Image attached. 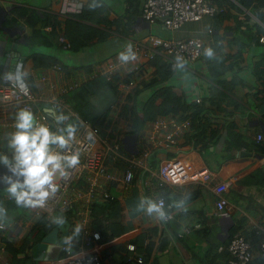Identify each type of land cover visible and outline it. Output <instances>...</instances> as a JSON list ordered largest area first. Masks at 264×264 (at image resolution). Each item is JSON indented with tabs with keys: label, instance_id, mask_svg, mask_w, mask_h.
<instances>
[{
	"label": "crops",
	"instance_id": "0c3cea01",
	"mask_svg": "<svg viewBox=\"0 0 264 264\" xmlns=\"http://www.w3.org/2000/svg\"><path fill=\"white\" fill-rule=\"evenodd\" d=\"M77 1L82 4L79 11L68 9L61 15L62 0H0V78L9 58L7 76L9 72L14 75L15 66L21 63L24 81L29 74L34 77V90L47 92V82L40 81L42 73L55 75L60 85L76 86L107 62L118 59L129 43L133 51L134 43L151 33L176 39L199 36L203 41L201 53L192 66L172 69L164 56L158 55L161 62L140 58L123 63L119 69L120 76L134 79L136 85L129 92L118 90L110 113L113 120L110 135L119 142V155H109L106 161L110 168L122 171L126 158L142 159L134 167L130 183L109 185L116 195L113 202L95 198L90 203L88 226L101 230L97 243L107 264H225L230 257L226 242L235 226V232L250 242L254 258L260 257L259 244L264 239L261 233L264 231V42L259 37L264 35V21L249 8L232 7L230 1L237 0H230L222 4L226 7L223 17L205 15L194 21L193 27L174 34L180 28L172 31L162 20L149 23L143 19L145 0ZM87 6L89 19L78 20L73 16ZM26 17L33 20L55 17L59 21L56 37L50 41L46 35L50 24L38 27V36L32 37L34 28L28 26ZM66 18L81 23L69 24ZM165 30L169 36L162 33ZM61 34L68 41V48L59 40ZM69 37L76 45L86 43L85 47L72 51ZM48 42L54 45H45ZM52 48L61 51L54 54ZM208 49L211 57L206 55ZM37 51L53 53L57 60L67 64V69L56 73L53 67L35 69L31 54ZM163 67L170 69L164 78ZM136 87L140 118L143 104L146 103L151 114L153 107L149 100L159 105L170 94L180 96V106L185 103L188 109L165 115L154 112L153 118L139 120L135 125L131 117L121 115L120 109ZM16 112L0 102V152L8 151L9 123L14 121ZM190 114L200 118L203 125L190 126L186 120ZM174 127L179 131L166 138ZM199 129L204 130L202 142L196 137ZM173 158H181L195 169L206 168L207 181L176 184L161 181L157 172L159 163ZM5 173L11 175L0 167V177ZM218 182H226L229 189L222 210L215 205L214 185ZM5 188L0 179V206L7 210V215L0 219L4 223V229L0 230V264H68L71 255L63 246L56 258H36L40 255L36 244L55 227L50 224L51 217L66 210L44 216L37 214L36 209L18 208ZM142 196L155 201L158 196L164 197L166 222L132 211ZM181 200L186 201L187 212L174 206ZM66 221L69 226L79 223L76 203L71 206L70 220ZM70 232L68 227L67 235ZM61 235L59 230L57 237ZM83 241H73L72 253L87 255L95 250L94 243ZM130 242L136 245L134 253L127 249ZM138 256L142 263L137 262Z\"/></svg>",
	"mask_w": 264,
	"mask_h": 264
},
{
	"label": "built area",
	"instance_id": "2783aa9c",
	"mask_svg": "<svg viewBox=\"0 0 264 264\" xmlns=\"http://www.w3.org/2000/svg\"><path fill=\"white\" fill-rule=\"evenodd\" d=\"M82 7L81 2L77 0H62L60 14L64 15L68 9L79 11ZM223 10L211 0H145L142 5L141 15L149 23H154L161 18L167 29L174 30L182 26L185 22L198 21L205 15H213L217 11ZM264 12V6L262 7ZM211 32V29L209 30ZM59 40L63 43L64 48L69 47L68 41L61 34ZM259 41L264 42V35L259 37ZM203 46L202 38L192 36L188 38H165L158 34L151 33L143 40L136 41L133 45V52L137 58L154 59L157 55H163L172 69L182 65L184 67L192 66L193 62L199 57ZM179 58V59H178ZM123 63L118 59L107 62L95 75L103 74L107 79H111L115 73L119 72ZM54 72L61 70L59 65H55ZM2 76L0 78V102L5 107L18 111L20 108H30L38 120L54 127V121L45 111L47 107L58 106L57 111L62 110L65 114H70L72 120L70 122L78 123L79 130L77 133L74 148L81 153L80 164L69 170L67 178H58L60 185L57 194L51 198L47 205L43 208H36L39 215L49 216L55 211H65L73 205L77 204L78 222L84 225L83 239L85 243H94L96 247L93 252L87 255L72 253L68 264H107L105 257L100 253L98 241L100 233L97 230L90 229L88 221L90 218V203L95 199L113 200L116 195L109 189V185L117 183H130L133 178V169L141 162V159L126 158V167L122 171H117L109 167L106 158L109 155H119V142L112 139L109 135L110 130L103 134L97 126L91 125L88 120L78 116L74 111L69 109L65 103L63 94L71 87L60 85L56 76L49 77L46 73L40 75V81L46 83L47 92L40 90H32L26 83L27 91H20L14 87L12 81ZM136 85L134 79H119L117 89L121 92H129ZM197 101L200 98H196ZM64 110H67L66 112ZM11 125L9 133L14 131V121ZM179 128L174 127L170 133L166 134V138L170 139ZM262 135L259 133L257 138ZM143 157V156H142ZM179 166V171L174 172V166ZM158 177L164 183H182L190 180L208 179V170L195 169L189 162L181 158L166 159L158 165ZM107 181L108 184H105ZM226 182H218L214 185V193L216 194L215 205L218 210H222L227 202L225 194L228 191ZM156 201L164 207L166 201L163 196H158ZM264 235V231H261ZM230 257L225 264H264L256 263L254 252L250 242L240 233L235 232L227 244ZM259 248L264 253V239L260 241ZM130 252H135L136 245L133 242L127 244ZM132 257V256H131ZM131 257L129 259L131 260ZM137 262L142 263L140 256L136 257Z\"/></svg>",
	"mask_w": 264,
	"mask_h": 264
},
{
	"label": "clouds",
	"instance_id": "9594fccd",
	"mask_svg": "<svg viewBox=\"0 0 264 264\" xmlns=\"http://www.w3.org/2000/svg\"><path fill=\"white\" fill-rule=\"evenodd\" d=\"M206 55L211 57L210 49ZM136 53L132 51L131 43L127 49L119 53L122 63L136 60ZM179 59V58H178ZM23 64L15 66V74L8 73L17 89L27 91L25 81L20 72ZM182 67V65H178ZM58 106H50L45 111L54 121V127L40 122L30 108H20L14 116V131L7 136L8 151L0 152V167L8 170L0 179L6 185L4 189L9 198L18 208L36 209L43 208L48 201L59 191L58 178H67L69 170L80 164L81 153L74 148L79 124L70 122L72 117L62 110L57 111ZM179 166H174V172H178ZM186 201L175 203L177 209L187 212ZM136 213H144L147 216H156L161 221H167L168 213L161 203L142 196L132 209ZM7 215V210L0 206V219ZM67 221L63 212L53 215L50 224L58 228L65 227ZM70 234L61 237L57 244H62L66 250H71L73 241L81 237L82 223L69 226ZM4 229V223H0V230Z\"/></svg>",
	"mask_w": 264,
	"mask_h": 264
},
{
	"label": "trees",
	"instance_id": "16d2710c",
	"mask_svg": "<svg viewBox=\"0 0 264 264\" xmlns=\"http://www.w3.org/2000/svg\"><path fill=\"white\" fill-rule=\"evenodd\" d=\"M212 2L216 3L219 7H222L223 10L217 11L215 14L211 15L212 17H223L226 11L225 5H222L226 1L230 0H211ZM230 5L234 8H249L251 12L259 17L262 21H264V16L262 15V7L264 6V0H237L236 3H233V1H230ZM90 6V5H89ZM88 10L87 7H83L82 10L78 13L73 14L74 17H76L78 20H83V19H89L86 17V11ZM65 21L69 24H74L78 25L81 22L77 21H72L70 19H65ZM26 22L28 26L33 27V36L32 32L29 33V37H36L38 36V27L42 26H47L51 25L49 31L47 32V37L51 41L53 37H56L57 34V29L59 26V21L54 17L53 19L47 20L46 18H28L26 17ZM42 38V37H41ZM71 46L72 51L76 50H81L85 47V44H78L76 45L75 40L71 37L68 38ZM57 41V40H56ZM58 42V41H57ZM45 45L47 46H53L54 43H46ZM54 53V52H53ZM53 53L49 52H33L31 54L32 58V63L35 69H40V68H47V67H54L55 65H59L61 67V70L65 71L67 69V64L64 63V61H59V59H56V56ZM153 62L160 61L161 58L157 55L154 59H152ZM157 64V63H156ZM169 66V64L167 63ZM165 66V65H163ZM1 67L0 65V76H1ZM166 70L165 75H162L164 78L166 75L170 73L169 67L162 68ZM161 69V70H162ZM159 72V68L157 70ZM124 76H120L118 73H115L111 79H107L105 75L103 74H97L93 75L92 77H89L85 81L81 82L80 84L71 87L68 89L64 94V103L65 105L74 111L78 116L88 120V122L93 125L97 126L100 131L103 134L107 133V130H110V128L113 126L112 125V117H111V111L113 109V104L117 101L119 92L117 89V83L119 79H122ZM25 81L28 85V87L32 90L35 89L34 86V77L27 74L25 76ZM156 81V77L152 80V83ZM139 93V89L136 87L132 93H129V95L126 97L125 103L122 105L120 109L121 115H124L126 117H131L133 120V124L136 125L139 120H143L145 118H153L154 112L156 114L158 113L159 115H165L168 112H181L186 109V104L180 106L181 104V99L180 96L175 95V94H170L169 98L163 99L161 104L156 105L153 102V99L149 100L150 105L153 107L152 112L150 114V111L145 107L146 103L143 104V115L142 118L139 117L137 113V105H136V96ZM155 96V94H154ZM180 108V110H179ZM65 112L67 110H64ZM189 121V125L193 126V128L197 127L196 123H199V125H203V122L200 118L197 116H194L190 114L189 119H186ZM110 135V132H109ZM111 136V135H110ZM197 141L202 142L204 138V130L199 129L196 134ZM199 137V138H198ZM195 140V139H194ZM113 200H107L110 202H113ZM74 204V203H73ZM77 205V204H76ZM72 206V205H71ZM71 206L66 209L65 217L67 220H70V214H71ZM74 225V224H73ZM90 228V227H89ZM91 229V228H90ZM237 229V226L233 227L231 231L229 232L228 239H227V244L229 239L231 238L232 234L235 233V230ZM96 230V229H94ZM100 230V229H99ZM100 233V238H101V230L99 231ZM83 239V229L81 230V237L79 238L80 241ZM262 255L258 258H255L256 263H261L264 261V253H261Z\"/></svg>",
	"mask_w": 264,
	"mask_h": 264
},
{
	"label": "water",
	"instance_id": "95a60500",
	"mask_svg": "<svg viewBox=\"0 0 264 264\" xmlns=\"http://www.w3.org/2000/svg\"><path fill=\"white\" fill-rule=\"evenodd\" d=\"M164 18H161L160 20H163ZM9 64V58L5 60L2 76L7 75V65ZM26 86V82H25ZM69 227V223L67 222L65 227L58 228L54 227L51 231H49L46 235H44L41 240L36 244L37 248L40 250L39 257H36L37 259L40 258V256H43L44 258H56L58 252L60 251L62 244H57V241L63 237L64 235H67V230ZM62 231V235L58 238L57 233L58 231Z\"/></svg>",
	"mask_w": 264,
	"mask_h": 264
},
{
	"label": "rangeland",
	"instance_id": "374dc122",
	"mask_svg": "<svg viewBox=\"0 0 264 264\" xmlns=\"http://www.w3.org/2000/svg\"><path fill=\"white\" fill-rule=\"evenodd\" d=\"M193 24H194V21L185 22L181 27H179L180 29H177V30L174 29V30H176V31H174V30H172V31H174V32H173L174 34L178 33V31H180V33H181V30H184L185 27H186V28H187V27H193ZM167 32H168L167 30L162 31L163 34H165L166 36H169ZM86 49H87V47H86ZM52 51L56 54V52H59V51H61V50H60V49H56V48H52ZM63 51H65V50H63ZM90 51H91V50H89V52H90ZM92 51H93V50H92ZM65 52H67V51H65ZM68 52H71V51H68ZM67 62H70V61L67 60ZM55 213L57 214L58 212H55Z\"/></svg>",
	"mask_w": 264,
	"mask_h": 264
}]
</instances>
